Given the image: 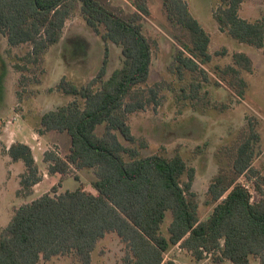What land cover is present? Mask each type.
<instances>
[{
    "label": "trees",
    "instance_id": "obj_1",
    "mask_svg": "<svg viewBox=\"0 0 264 264\" xmlns=\"http://www.w3.org/2000/svg\"><path fill=\"white\" fill-rule=\"evenodd\" d=\"M151 1L0 0V33L9 43L8 56L13 59V49L28 48L19 58L23 65L14 66L20 73L30 71L29 65L44 70L47 53L62 41L78 10L106 51L114 43L122 55V65L110 74L107 53L86 86L66 78L57 85L56 91L76 99L42 115L37 133H66L71 140L67 155L45 151L42 171L29 145L17 142L8 149L13 162L25 165L18 197L34 195L47 175L59 176L60 183L14 210L0 230V264H94L101 243L113 235L121 244L120 264H178L176 256L166 259L177 246L195 264H253L252 259L264 264V174L255 167L264 154L258 119L249 117L237 138L218 150L220 167L203 202L193 191L196 170L181 153L144 155L148 144L129 125L131 116L162 106L165 91L180 108L202 114L212 105L207 86L224 87L243 99L248 89L243 75L254 73V62L245 53H234L231 63L213 66L227 49L210 52L211 36L187 0H159L174 40L168 65L174 80L144 87L158 46L145 33ZM245 1L221 0L215 21L234 40L264 49V17L242 18ZM205 147H198L197 154ZM87 170L94 176L92 191L80 176ZM68 178L79 186L59 191ZM202 205L210 209L205 217Z\"/></svg>",
    "mask_w": 264,
    "mask_h": 264
},
{
    "label": "rangeland",
    "instance_id": "obj_2",
    "mask_svg": "<svg viewBox=\"0 0 264 264\" xmlns=\"http://www.w3.org/2000/svg\"><path fill=\"white\" fill-rule=\"evenodd\" d=\"M187 2L192 15L211 36L210 52L214 55L227 49L226 56L214 58L213 66L231 63L234 53H245L252 58L254 73L243 75L248 83L246 95L242 99L224 87L207 86L212 105L202 114L189 107L180 108L173 94L165 91L166 100L162 106L150 107L145 112L131 116L129 125L137 138L146 140L148 146L143 150L144 155H152L161 150H165L168 155L177 151L181 153L189 166L196 170L193 191L203 202L220 167L218 150L237 138L249 117L258 119V132L261 135L259 147L264 152V49L240 43L219 30L214 12L221 5V0ZM150 10L152 17L147 20L145 33L155 39L158 46L154 50L149 83L144 87L153 86L161 80H174L168 72L175 49L174 40L167 30L162 2L152 0ZM240 15L249 21L262 19L264 0H246ZM9 49L7 39L0 33V230L8 226L16 208L49 193L60 183L59 176L47 175L45 181L35 189L34 195L18 197L20 176L25 172V165L23 162H13L8 149L17 142L29 145L42 171V155L45 151L54 149L61 156L67 155L71 140L66 133H50L43 137L37 133L42 115L76 99L56 91L57 85L66 78L79 87L86 86L99 73L107 53L110 74L122 65L121 48L110 43L106 51L105 44L80 17L79 10L68 22L62 41L52 46L47 53L44 70L38 69L36 65H29L30 71L27 72L15 70L14 66L18 62L23 65L19 58L27 53L28 48L13 49V59L8 56ZM204 144L207 147L197 154L198 147ZM255 167L264 174V154L257 159ZM80 176L85 187L92 191V172H80ZM78 186L74 178H68L59 191L75 190ZM209 212L210 209L202 205L201 216L205 217ZM169 221L170 216L166 220L167 225ZM121 256L119 240L114 235L109 236L94 254V264H120ZM173 256H176L178 264H195L186 252L178 251L177 248L166 259L169 261ZM252 262L259 264L255 259ZM49 264L72 263L69 260H54ZM201 264L214 263L205 261Z\"/></svg>",
    "mask_w": 264,
    "mask_h": 264
},
{
    "label": "built area",
    "instance_id": "obj_3",
    "mask_svg": "<svg viewBox=\"0 0 264 264\" xmlns=\"http://www.w3.org/2000/svg\"><path fill=\"white\" fill-rule=\"evenodd\" d=\"M248 189H250V187H247ZM251 190V189H250ZM177 250L178 251H182L178 246H177Z\"/></svg>",
    "mask_w": 264,
    "mask_h": 264
},
{
    "label": "crops",
    "instance_id": "obj_4",
    "mask_svg": "<svg viewBox=\"0 0 264 264\" xmlns=\"http://www.w3.org/2000/svg\"><path fill=\"white\" fill-rule=\"evenodd\" d=\"M46 179H47V178H46ZM44 181H45V180H44ZM44 181H43V182H44ZM43 182H42V183H43ZM39 185H40V184H39ZM39 185H37V186L35 187V189H36ZM34 193H35V190H34ZM61 261H62V260H61ZM176 262H177V261H176Z\"/></svg>",
    "mask_w": 264,
    "mask_h": 264
}]
</instances>
